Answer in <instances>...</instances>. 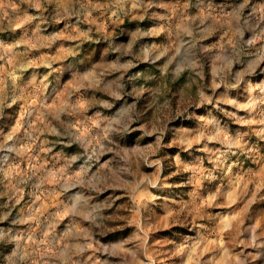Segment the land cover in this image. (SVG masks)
<instances>
[{"label": "rangeland", "instance_id": "rangeland-1", "mask_svg": "<svg viewBox=\"0 0 264 264\" xmlns=\"http://www.w3.org/2000/svg\"><path fill=\"white\" fill-rule=\"evenodd\" d=\"M0 264H264V0H0Z\"/></svg>", "mask_w": 264, "mask_h": 264}]
</instances>
